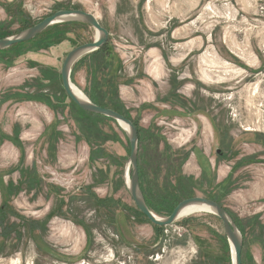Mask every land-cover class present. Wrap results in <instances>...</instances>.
Instances as JSON below:
<instances>
[{"label": "rangeland", "instance_id": "1", "mask_svg": "<svg viewBox=\"0 0 264 264\" xmlns=\"http://www.w3.org/2000/svg\"><path fill=\"white\" fill-rule=\"evenodd\" d=\"M61 10L109 32L106 54L81 58L71 80L138 125L153 212L215 200L242 228L243 264H264V0H0V39ZM95 36L54 25L0 52V264H232L217 216L158 228L140 213L126 135L67 96L63 63ZM128 84L155 100L127 108Z\"/></svg>", "mask_w": 264, "mask_h": 264}, {"label": "water", "instance_id": "2", "mask_svg": "<svg viewBox=\"0 0 264 264\" xmlns=\"http://www.w3.org/2000/svg\"><path fill=\"white\" fill-rule=\"evenodd\" d=\"M66 23H84L98 32V37L93 42L83 44L69 52L61 70L62 84L67 96L75 105L88 113L100 115L113 120L126 135L130 144V155L124 170V185L137 209L155 226L167 227L176 223L181 212L189 206L202 205L210 208L214 215L222 221L224 233L233 249L232 264H243V234L227 209L218 202L199 196L185 199L175 207L168 217H160L150 210L146 203L140 183V137L137 127L132 120L123 114L118 113L113 109L96 105L85 93L82 92L81 97L76 94L71 80L75 64L84 56L103 48L108 43L109 39L108 30L102 26L94 14L82 10L58 11L53 15L46 17L38 24L21 31L17 35L0 39V51H5L16 45L29 42L41 35L49 27Z\"/></svg>", "mask_w": 264, "mask_h": 264}, {"label": "crops", "instance_id": "3", "mask_svg": "<svg viewBox=\"0 0 264 264\" xmlns=\"http://www.w3.org/2000/svg\"><path fill=\"white\" fill-rule=\"evenodd\" d=\"M159 73V71H158ZM146 74H149L146 72ZM138 89V86L136 85H132V84H128V86H126V88L122 89V95H123V100L126 101L127 104V108H131V107H140V106H144L145 102H152L153 100H155L156 95L154 97H152L151 95H144L143 98H138L136 95V90ZM168 88H166V92ZM174 110H177V108H174ZM187 108L184 110H182V112H186ZM189 111V109H188ZM175 112V111H174ZM249 117H248V120ZM247 131V130H246ZM264 177L260 179V182H256V186H255V194H257L258 196H262L264 193Z\"/></svg>", "mask_w": 264, "mask_h": 264}, {"label": "trees", "instance_id": "4", "mask_svg": "<svg viewBox=\"0 0 264 264\" xmlns=\"http://www.w3.org/2000/svg\"><path fill=\"white\" fill-rule=\"evenodd\" d=\"M70 24H77V23H66V24H58V25H55V26H60V25H70ZM49 28H51V27H49ZM48 28V29H49ZM47 29V30H48ZM46 30V31H47ZM46 31H44L43 33H45ZM42 33V34H43ZM41 34V35H42ZM41 35H39V36H41ZM39 36H37L36 38H38ZM35 38V39H36ZM35 39H33V40H35ZM33 40H31V41H33ZM31 41H29V42H31ZM25 43H27V42H25ZM25 43H22V44H25ZM22 44H19V45H22ZM16 46H18V45H16ZM15 47V46H14ZM13 48V47H12ZM107 48H108V44H106L103 48H101L100 50H98V51H96V52H94L93 54H100V53H103L104 55L106 54V50H107ZM11 49V48H10ZM10 49H8V50H10ZM5 51H7V50H5ZM0 52H4V51H0ZM83 58H85V57H83ZM82 58V59H83ZM71 77H72V75H71ZM174 96H176V89L174 90ZM94 96V95H93ZM92 95H87V97L93 102V103H95L96 105H99V106H101L97 101H96V97L94 96L93 97ZM42 99V98H41ZM42 100H45L44 98L42 99ZM47 100V99H46ZM71 100V99H70ZM73 102V101H72ZM75 105V104H74ZM76 107H78L77 105H75ZM101 107H104V108H106V106H101ZM78 109H80L81 111H83V112H85V113H88V112H86V111H84V110H82L81 108H79L78 107ZM115 111H117L118 113H121V114H123L124 116H126L127 118H129L128 116H127V114L123 111V110H120V109H117V108H113ZM88 114H91V113H88ZM91 115H96V114H91ZM96 116H100V115H96ZM100 117H103V116H100ZM105 118V117H104ZM106 119H108V118H106ZM130 120H132L131 118H129ZM109 120H111V119H109ZM113 121V120H112ZM133 121V120H132ZM133 123L135 124V126L137 127V129H138V132H139V137H140V130H139V127H138V125L133 121ZM140 172V171H139ZM140 183H141V188H142V191H143V194H144V197H145V200H146V203H147V205H148V207L150 208V210L151 211H154L153 210V208H152V206L150 205V203H149V201H148V198H147V194H146V192H145V190H144V188H143V185H142V180H141V174H140ZM215 201V200H214ZM169 205H170V203H169ZM172 206H174V204H172L171 205V207ZM175 209V208H174ZM173 209V210H174ZM173 210H172V212H173ZM228 211V210H227ZM229 212V211H228ZM141 213V212H140ZM230 213V212H229ZM142 214V213H141ZM143 215V214H142ZM230 215L232 216V214L230 213ZM232 218L234 219V221H235V223L237 224V226H238V228L240 229V231L242 232V234H243V231H242V228H241V226H240V224L235 220V218L232 216ZM156 227H158V226H156ZM158 228H161V227H158ZM243 237H244V234H243ZM244 243H245V237H244ZM244 247V246H243Z\"/></svg>", "mask_w": 264, "mask_h": 264}, {"label": "bare ground", "instance_id": "5", "mask_svg": "<svg viewBox=\"0 0 264 264\" xmlns=\"http://www.w3.org/2000/svg\"><path fill=\"white\" fill-rule=\"evenodd\" d=\"M97 37H98V32H96L95 39ZM204 81L207 82V80H204ZM73 87H74V90H75L76 94L81 97L82 96L81 95L82 91L79 88H77L74 84H73ZM249 130L251 131V129H249ZM201 213H207V214H213L214 215V213L210 210V208H208L206 206L193 205V206H189V207L185 208L181 212L178 220L181 219V218L183 219L185 217L192 216V215H197V214H201ZM231 251H232V254H233V249L232 248H231ZM12 264H16V263L15 262H12Z\"/></svg>", "mask_w": 264, "mask_h": 264}, {"label": "flooded vegetation", "instance_id": "6", "mask_svg": "<svg viewBox=\"0 0 264 264\" xmlns=\"http://www.w3.org/2000/svg\"><path fill=\"white\" fill-rule=\"evenodd\" d=\"M176 93H178V90H176ZM223 184H224V183H223V181H222V183H221L222 187H223Z\"/></svg>", "mask_w": 264, "mask_h": 264}, {"label": "built area", "instance_id": "7", "mask_svg": "<svg viewBox=\"0 0 264 264\" xmlns=\"http://www.w3.org/2000/svg\"><path fill=\"white\" fill-rule=\"evenodd\" d=\"M175 226V223L173 225H171L170 227H174Z\"/></svg>", "mask_w": 264, "mask_h": 264}]
</instances>
